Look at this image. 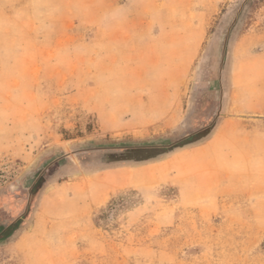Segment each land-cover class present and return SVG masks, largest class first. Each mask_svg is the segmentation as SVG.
<instances>
[{
    "label": "rangeland",
    "instance_id": "1",
    "mask_svg": "<svg viewBox=\"0 0 264 264\" xmlns=\"http://www.w3.org/2000/svg\"><path fill=\"white\" fill-rule=\"evenodd\" d=\"M8 225L0 264H264V0H0Z\"/></svg>",
    "mask_w": 264,
    "mask_h": 264
},
{
    "label": "crops",
    "instance_id": "2",
    "mask_svg": "<svg viewBox=\"0 0 264 264\" xmlns=\"http://www.w3.org/2000/svg\"><path fill=\"white\" fill-rule=\"evenodd\" d=\"M226 122V118H223L221 115V118L218 120V123L216 127L214 128L211 137L207 140V146L209 145H217L219 143V138H221L223 131L222 127L224 126ZM216 143V144H215Z\"/></svg>",
    "mask_w": 264,
    "mask_h": 264
},
{
    "label": "flooded vegetation",
    "instance_id": "3",
    "mask_svg": "<svg viewBox=\"0 0 264 264\" xmlns=\"http://www.w3.org/2000/svg\"><path fill=\"white\" fill-rule=\"evenodd\" d=\"M10 227V225H8L7 227H5L4 229H2L1 231H0V234H2V233H4V232H6L7 231V229Z\"/></svg>",
    "mask_w": 264,
    "mask_h": 264
},
{
    "label": "water",
    "instance_id": "4",
    "mask_svg": "<svg viewBox=\"0 0 264 264\" xmlns=\"http://www.w3.org/2000/svg\"><path fill=\"white\" fill-rule=\"evenodd\" d=\"M163 150H165V149H161V151H163Z\"/></svg>",
    "mask_w": 264,
    "mask_h": 264
}]
</instances>
